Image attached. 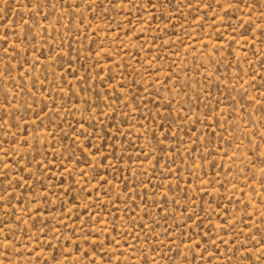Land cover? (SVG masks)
I'll list each match as a JSON object with an SVG mask.
<instances>
[{"label": "rangeland", "instance_id": "374dc122", "mask_svg": "<svg viewBox=\"0 0 264 264\" xmlns=\"http://www.w3.org/2000/svg\"><path fill=\"white\" fill-rule=\"evenodd\" d=\"M0 264H264V0H0Z\"/></svg>", "mask_w": 264, "mask_h": 264}]
</instances>
